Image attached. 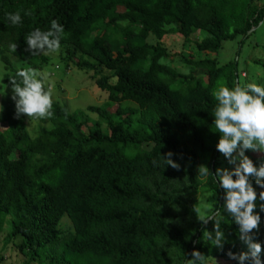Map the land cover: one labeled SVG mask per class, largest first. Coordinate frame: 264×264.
Masks as SVG:
<instances>
[{
    "label": "trees",
    "instance_id": "obj_1",
    "mask_svg": "<svg viewBox=\"0 0 264 264\" xmlns=\"http://www.w3.org/2000/svg\"><path fill=\"white\" fill-rule=\"evenodd\" d=\"M17 11L22 23L14 26L6 14ZM52 20L66 34L58 55L68 67L93 71L108 100L76 111L52 100L53 116L40 120L48 126L33 135L9 99L11 57L42 71L53 54L31 55L25 37ZM263 21L259 0H0V59L8 69L0 114V238L19 247L21 264H185L194 250L208 264H237L227 253L249 252L224 210V190L198 169L214 175L232 168L216 149L211 93L221 84L264 85V60L253 61L261 70L256 75L247 60L252 49L264 52V41L252 40ZM198 32L205 36L193 40ZM173 33L204 54L185 59L200 74H183L168 62L164 38ZM226 41L235 43L236 57L221 63L213 54ZM169 153L178 167L165 165ZM246 155L264 163V152ZM253 186L258 195L264 191L254 180ZM208 209L224 217L222 247L203 237L215 224L198 219ZM260 216L251 235L264 261Z\"/></svg>",
    "mask_w": 264,
    "mask_h": 264
},
{
    "label": "clouds",
    "instance_id": "obj_2",
    "mask_svg": "<svg viewBox=\"0 0 264 264\" xmlns=\"http://www.w3.org/2000/svg\"><path fill=\"white\" fill-rule=\"evenodd\" d=\"M23 15L27 17L31 15V11L25 9ZM6 18L14 26L22 23L19 11L7 13ZM65 35L63 25L52 20L47 30L36 28L25 37V50L33 56H50L59 51ZM15 49V44L9 45L10 51L15 52ZM8 78L17 114H24L30 120H42L53 116V101L45 86L48 78L46 70L26 68L17 64L14 75H9ZM211 95L216 101L211 112L214 116V130L220 133L216 149L234 167L217 168L213 175L208 167L201 165L198 176L207 178L211 174L214 183L217 185V181L219 182V187L224 190V210L238 224L239 239L249 249V252L239 254L228 252L229 258L236 260L237 264H246L249 261L250 264H264L259 255L261 244L254 241L251 235L261 220L260 212H264V191H260L258 195L253 186L254 180L258 188L264 189V163L257 166L246 155V150L264 152V85L250 82L229 88L221 84ZM162 157L165 165L178 167L171 159V153ZM257 200L260 202L259 205L256 203ZM257 207L259 211H254ZM195 211L198 212L196 209ZM206 218H213L215 224L214 234L205 231L204 239L213 246L222 247L226 238L220 228V222L224 217L218 211L213 217L209 209L207 215L198 214L199 220L205 221ZM185 264H208V260L205 255L194 250L191 259H187Z\"/></svg>",
    "mask_w": 264,
    "mask_h": 264
},
{
    "label": "rangeland",
    "instance_id": "obj_3",
    "mask_svg": "<svg viewBox=\"0 0 264 264\" xmlns=\"http://www.w3.org/2000/svg\"><path fill=\"white\" fill-rule=\"evenodd\" d=\"M261 4H264V0H259ZM124 8L120 7L119 11H123ZM205 36L203 33H195L192 35L193 40H198ZM155 41V39H152ZM252 40L264 41V21L257 30ZM164 42L171 51L172 55L168 62L176 68L179 72L183 74H188L193 71L192 67L188 66L185 62L186 58L190 56L199 57L204 55L202 52L198 51L195 47L194 41L185 43L184 39L177 33L168 34L164 38ZM235 43L232 41H226L223 48L214 56L218 57L221 63H225L230 59L236 57ZM212 55V56H213ZM188 56V57H185ZM245 55L242 54L243 59ZM192 57V58H193ZM262 58L264 60L263 48L252 49L250 54L247 56L248 65H253L250 67L254 75L260 74V67L254 64V60ZM12 64L16 66L21 65L19 60L11 57ZM48 72V78L45 83L48 91L50 92L51 99L63 106H66L70 111L85 110L89 105L94 104H105L108 100V95L105 91L99 89L95 84V78L93 77V71H82L75 67H68L64 63L61 55L54 53L51 62L48 65H44L42 71ZM8 72L6 70V64L2 59H0V114L2 112L1 105L3 104V99L5 98V92L7 90V84L4 79V74ZM196 75L200 74L199 71H193ZM247 76V72H243ZM13 94L11 93L10 100L11 104H15L13 100ZM118 104H113L110 108L111 111H115ZM16 109V107H15ZM16 111V110H15ZM17 113V112H16ZM88 113H90L88 111ZM91 116L97 117L96 114L90 113ZM18 117L23 118L27 123V128L33 135L36 134L41 126H48V124L41 122L40 120H30L24 114H18ZM234 167V165H232ZM63 228L65 231H70L72 229L71 222L68 218L64 219ZM0 238V264H21L24 261L23 252L20 251L19 247L10 243L4 245Z\"/></svg>",
    "mask_w": 264,
    "mask_h": 264
}]
</instances>
